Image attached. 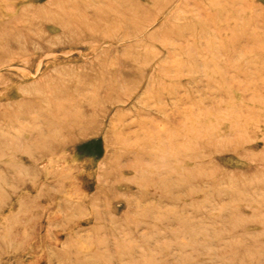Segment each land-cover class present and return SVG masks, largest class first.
I'll use <instances>...</instances> for the list:
<instances>
[{
	"label": "rangeland",
	"instance_id": "374dc122",
	"mask_svg": "<svg viewBox=\"0 0 264 264\" xmlns=\"http://www.w3.org/2000/svg\"><path fill=\"white\" fill-rule=\"evenodd\" d=\"M0 264H264V0H0Z\"/></svg>",
	"mask_w": 264,
	"mask_h": 264
},
{
	"label": "bare ground",
	"instance_id": "6f19581e",
	"mask_svg": "<svg viewBox=\"0 0 264 264\" xmlns=\"http://www.w3.org/2000/svg\"><path fill=\"white\" fill-rule=\"evenodd\" d=\"M128 100H129V98H128ZM107 101L110 102L109 99H107ZM66 130H72L71 132H74V131H73V130H74L73 127H70V128H68V129H66ZM68 132H69V131H68Z\"/></svg>",
	"mask_w": 264,
	"mask_h": 264
}]
</instances>
